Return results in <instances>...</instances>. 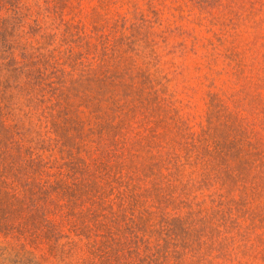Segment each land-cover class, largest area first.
Here are the masks:
<instances>
[{"label":"rangeland","instance_id":"obj_1","mask_svg":"<svg viewBox=\"0 0 264 264\" xmlns=\"http://www.w3.org/2000/svg\"><path fill=\"white\" fill-rule=\"evenodd\" d=\"M0 264H264V0H0Z\"/></svg>","mask_w":264,"mask_h":264}]
</instances>
